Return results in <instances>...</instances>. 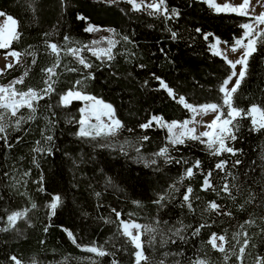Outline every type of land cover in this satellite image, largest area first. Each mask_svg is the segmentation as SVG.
I'll return each instance as SVG.
<instances>
[{"label": "trees", "instance_id": "trees-1", "mask_svg": "<svg viewBox=\"0 0 264 264\" xmlns=\"http://www.w3.org/2000/svg\"><path fill=\"white\" fill-rule=\"evenodd\" d=\"M167 6L179 10L178 19L149 15L150 9L134 10L122 0H0V11L17 21L18 38L9 49L19 52L21 59L0 74V84L23 77L17 90L40 92L47 87L45 69L56 63L49 43L63 46L67 36L69 48H93L92 34L85 31L89 25L112 28L118 36L112 60L98 59L88 49L80 53L91 68L61 51L57 75L52 78L54 91L39 101L36 118L19 130L8 129L10 148L0 140V264H14L13 256L21 264H136L135 248L121 234L112 209L121 213V220L156 229H141L148 260L140 264H160L161 260L191 264L198 259L205 264H241L237 257L245 231L248 247L243 264H255L257 256L264 257V129L251 130V117L242 115L234 122L239 126L237 140L227 141L242 152L213 155V149L198 139L186 138L183 144L173 145L155 122L146 130L140 127L153 116L182 121L192 115L155 77L193 106L222 102L220 89L230 66L211 52L210 43L219 37L232 44L248 18L217 13L202 0H167ZM205 33L213 35L205 40ZM260 39L264 36L258 38L245 79L232 96L233 107L245 112L252 105L264 108V44ZM73 88L112 105L123 125L113 142L104 136L77 135L81 102L60 104L61 95ZM29 114L27 107L17 113ZM46 135L53 136L47 145L51 155L34 151L37 141L46 145ZM145 136L147 140L142 139ZM164 148L170 159L156 155ZM152 160L156 163L151 164ZM236 160L240 164L233 166ZM196 161L199 168L194 167ZM221 161L228 162L223 171L216 168ZM188 168L193 169L191 177L186 175ZM209 172L213 187L204 190ZM228 172L232 175L227 176ZM226 180L232 196L221 191ZM189 187L191 209L183 200ZM250 194L255 199L245 203ZM56 195L62 203L52 215L49 204ZM160 196L166 199L157 203ZM211 202L223 206L219 214L208 207ZM17 212L25 215L10 225L7 217ZM200 225L205 227L193 235ZM178 228H183L184 240L173 236ZM213 233L225 236L224 253L209 243ZM92 246L109 255L86 250Z\"/></svg>", "mask_w": 264, "mask_h": 264}, {"label": "snow or ice", "instance_id": "snow-or-ice-1", "mask_svg": "<svg viewBox=\"0 0 264 264\" xmlns=\"http://www.w3.org/2000/svg\"><path fill=\"white\" fill-rule=\"evenodd\" d=\"M129 3L133 5L134 10H140L142 7H145L147 9H150L149 15H161L165 19L172 20V19H178L181 13L178 9L172 8L169 9L167 6V0H151V3L144 4L143 0H141V3H136L135 0H128ZM205 3H208L209 7L213 8L217 13L223 12V11H231L235 12L239 15L246 16L248 15L246 8L249 4V0H243V3L239 6H230L229 4H224L223 6L218 5L215 3V0H204ZM6 14L2 11H0V16H5ZM78 19H85V17H78ZM257 24H264V15L257 18ZM11 24L12 26L17 25V21L11 16H6V22L4 25V29H0V48H4L8 46V41L3 38V33L7 29L8 24ZM242 28L246 29L244 36L242 38L235 39L234 44L231 46V51L235 52L239 48H243L244 52L242 53L241 57L236 60L235 62L231 60H227V57L223 55V53L217 49V45L221 43V41L216 38L215 42L210 45V49L213 50V53L215 55H220L224 59L227 60V63L230 65L232 71L230 75L223 81V84L221 86L220 91L223 93V104L227 106L229 111L227 112V117L221 120V117L224 116V112L221 110V106L217 104H207L202 106H193L191 104H188L183 96L177 97V94L174 92L173 89L169 88L168 85L160 78L155 77L159 83L160 86L165 89L169 96L173 99L178 98V102L181 103L185 108L190 109L192 113L198 114V113H208V112H216L218 115L216 116L215 120L211 123L207 124L206 127L208 129L217 128L218 134L215 138L205 141L201 139V137H209L210 132L205 131L199 134L197 136L195 134L196 129L195 127L189 128L188 125L190 121H184L182 123L180 122H173L171 124H166L162 121L161 118L153 116L147 123L142 124L140 127L142 129H148L152 126L153 122L158 123L161 127H168V130L170 133H172V130L180 127L182 131L179 134L173 133V135L170 137V142L175 144H183L185 138L190 139H201V143H207L208 147L213 149V155H220L224 152L230 153L232 155H236L238 152H242V149H235L232 146H229L226 141H235L237 140L236 132L239 131V126L234 125L233 121L237 117L246 116L251 117V124L253 131H260L261 129H264V108H261L258 105H252L247 112H245L243 109L235 108L232 106V96L237 91V89L240 87L241 82L245 79V76L247 74L248 69V60L253 55V53L256 51L255 45L257 44V40L259 37L264 36V30H261L260 32L256 33V38H253V24L246 23L241 25ZM98 29L94 27H88L85 29V31L92 32L97 31ZM110 32H115L114 29H108ZM197 32H200L201 30L199 28L196 29ZM172 38H176V33H171ZM209 35H213L211 33H205L203 34V38L205 40L208 39ZM18 38V36H17ZM247 39L248 42L244 43V40ZM65 45L58 46L56 43H49L47 46L50 49L51 53L56 56V63L47 69H45V72L47 74V79L45 80V84L47 85L46 88L42 89L40 92H37L33 89H28L27 91L17 90L15 85L23 83V77H21L18 80L13 81L11 84L7 86H0V140H3L5 142V145L7 147H11L10 144L7 143V131L9 128H14L16 130H19L21 125L23 123H27L29 120H34L37 108L39 106V101L43 100L47 95H49L53 89V80L52 78L57 75L56 68L59 67V61H60V54L61 51H63L65 54H70L73 57L77 58L79 63L82 64L85 68H91V64L88 63L81 55L80 53L84 51L85 49H88L89 51H92L93 55H96L98 59H100L102 56H106L108 60L113 59L112 55V48L115 47L117 41L108 40L109 47L106 49H92L88 45H84L83 48H76V47H67V42L69 38L67 36L64 37ZM124 40H128L127 37H124ZM94 45L100 43L99 41H93ZM225 45H227V41L224 42ZM260 43L264 44V39H260ZM161 52H163V49H161ZM13 57H19L20 53L18 52H11L9 53ZM35 63V61H33ZM241 65V71L237 73L235 71L237 65ZM11 67V65H9ZM72 71H76V69H71ZM24 75H27V72L24 73ZM233 77H236V83L232 86L231 89L228 88V84L232 81ZM77 85H79V81L76 82ZM147 83V82H145ZM73 99H79L84 101H92V104L90 105V108L94 111L96 106L101 104V101L96 100L95 97L84 95L82 92L73 89H69L64 95L60 97V104L63 107L69 106L71 101ZM27 107L29 109L30 114L28 116L20 115L18 116L17 113L19 112L20 108ZM103 109L105 110L102 114L108 117L109 123L103 124L101 121V124H103V127L107 129L106 132H102L99 126L94 125H88L85 127L86 121L85 119H81L78 123L81 125L80 130L78 131L77 135L80 137H91L92 139H96L97 137L101 135L106 136H114L116 134V131L121 128L123 125L121 122L117 119H115V110L112 108L109 104H103ZM85 109H81V112L83 113ZM193 116V119H194ZM15 118V119H13ZM96 119L100 121V115H96ZM219 122V123H218ZM49 124H51V121H49ZM232 126L231 128L229 126ZM131 131V129H129ZM143 140H147L148 137L145 136L142 138ZM44 140L46 141L45 146H40L41 142L37 141V147L34 149L36 153L39 154H48L51 155V148L47 147V145H50L53 141L52 135H46L44 136ZM139 151V149H137ZM168 149L164 148L160 152L156 153L157 156L164 157L165 159H170V157L167 155ZM151 164H155L156 161L152 160L150 162ZM227 161H221L217 163L216 168L220 169L221 171L224 170L225 166L227 165ZM240 160H236L234 162L233 166L239 165ZM146 166H150L146 164ZM200 162L196 161L194 167L199 168ZM186 175L188 177H191L193 175V169L188 168L186 170ZM212 173H207V176L204 180V190H207L208 188H212V184L210 183L209 178L211 177ZM227 176H231V172H228L226 174ZM235 179V177H233ZM175 188V185H173ZM233 188L235 185L232 186ZM213 191L215 189L213 188ZM222 192L227 193L229 196H232V189L229 187V184L227 180L222 186L221 189ZM192 192V189L189 187L186 190V193L183 196V200L187 202V206L191 209V202H190V194ZM99 195V193H97ZM235 199V197H232ZM165 196H160L159 200H157V203H162L165 200ZM255 199V194H250L249 199L245 201V203H249L252 200ZM62 203L61 197L59 195H56L53 197V202L49 204V208L51 209V214L55 215V211L57 207ZM33 207L35 205L33 204ZM211 210L217 211L219 214V210L222 205H219L215 202H211L208 206ZM243 207V205H241ZM112 211L115 213L117 220H119L122 232L121 234L128 237L129 240L134 244L135 248L137 249L135 253L136 257V264H140L141 261H147L148 257H146L143 253V243L141 241V233L140 230L143 228L145 232H155L156 229L148 226H142L139 224H136L135 222H125L120 219L121 213L117 212L116 209H112ZM224 215H231L230 212L223 213ZM25 215L23 212H17L9 215L7 217V220L10 225H14L15 221L18 218H21ZM246 223H254V221H247ZM205 227V225H200L199 228H197L193 235H196L199 233L200 228ZM241 228H243V225H241ZM131 229H136L137 233L134 235ZM47 230V229H46ZM183 232V228H178L175 231H173V236H178L181 240H184V236L181 235ZM245 237L243 245L239 249L238 259L241 260V264H243V256L245 253V249L248 247V239H247V232L242 233ZM70 237L73 239V243H75V237L72 235L71 232L68 233ZM155 237H153V240ZM219 240L223 243L217 245L216 241ZM175 240H172V243H175ZM226 239L224 235L217 236L215 233L211 235V238L209 240V243L212 245L213 248H216L221 253L225 252L224 243H226ZM87 251L91 253H95L98 256H105L109 255L108 252L103 250L102 248H97L95 246L88 247L86 249ZM236 254V253H233ZM168 253H165V256H168ZM172 255H182V253H172ZM225 260H227L229 257L226 254ZM12 261H14V264H21V262L15 257L10 258ZM113 264H115V261H113ZM160 264H164V261L161 260ZM176 264H180V262L177 260ZM191 264H205V261L203 260H195L192 261ZM255 264H264V257L257 256L255 259Z\"/></svg>", "mask_w": 264, "mask_h": 264}, {"label": "rangeland", "instance_id": "rangeland-1", "mask_svg": "<svg viewBox=\"0 0 264 264\" xmlns=\"http://www.w3.org/2000/svg\"><path fill=\"white\" fill-rule=\"evenodd\" d=\"M107 1L113 2V1H118V0H107ZM122 1L128 2V0H122ZM202 1H204V0H202ZM135 2L136 3H141V0H135ZM143 3L144 4L151 3V0H143ZM215 3L218 4V5H221V6H223L224 4H229L230 6H239V5H241L243 3V0H215ZM206 4H208V3H206ZM130 5L133 8V5L131 3H130ZM141 9H147V8L142 7ZM246 11H247L248 15H246L245 17H247L248 20L245 21L244 24H246V23L253 24V28H254L253 38H256V33L260 32L261 30H264V24H257V22H256L258 17L264 15V0H249V4H248V6L246 8ZM223 12H231V11H227L226 10V11H223ZM233 13H235V12H233ZM6 16H7V14L5 16H0V29H4V25H5V22H6ZM90 26L98 29L97 31L90 32L92 34L91 42H93V41H99L100 42V43L95 44V45L92 43L93 44V48L92 49H96V50L106 49V48L109 47V45H108V40L109 39L113 40V41H117L118 40V36L116 35L115 32L108 31V29H112V28L98 27V26H95V25H89L88 27H90ZM245 31H246V29L243 28L241 35L239 37H237L236 39L242 38L244 36ZM3 38L8 41V46H6L4 48H0V74L5 73L9 68L13 67V65H15L17 62H19L21 60L20 56L19 57H13V56H11L9 54V53L15 51L13 49H9V47H10L12 41L17 38V25L16 26H12L9 23L7 29L3 33ZM216 38H218L221 41V43L219 45H217V49H219L223 53V55L227 57V60H231V61L235 62L236 60H238L241 57L242 53L244 52L243 48H239L235 52L231 51V46L234 44L235 40H234V42L232 44L225 45V43H224L225 41H223L219 37H214V39L210 43V45L215 42ZM247 42H248V40L245 39L244 43H247ZM15 52H17V51H15ZM211 52L213 53V50H211ZM218 56H220V55H218ZM220 57L223 58L222 56H220ZM224 60L227 63V60L226 59H224ZM9 65H11V67H9ZM241 68H242V66L238 64L236 66L235 71L237 73H239L241 71ZM231 71H232V69L230 67V73H231ZM20 78L21 77H15L13 79H10L7 82H3L2 84H0V86H7V85L11 84L13 81L18 80ZM235 83H236V77H233L232 81L228 84V88L231 89L232 86ZM64 94H62V95H64ZM84 95L92 96V95H89V94H84ZM92 97H94V96H92ZM95 98H96V100L101 101L102 103L97 105L94 111L90 108V105L92 104V101H84V100H79V99H73V100H79L81 102L80 120L81 119H85V121H86L85 127H87L88 125L99 126L102 132H106L107 129H105L103 127V124H107V123H109V121H108V117L102 114L105 111L103 109V104H109V105H111V104L101 100L100 98H97V97H95ZM207 104H217V105L221 106V110L224 112V116L221 117V120H223L224 118L227 117V112L229 111V109L227 108V106H225L223 104V100L220 103H204V104L197 105V106H202V105H207ZM82 108L85 109V111L83 113L81 112ZM96 115H100V121H98L96 119ZM217 115H218V113H216V112H208L206 114L205 113H198V114H195V116L192 113L190 118L184 119L182 121H167V120H163V119H162V121L165 122L166 124H171L173 122L182 123L184 121H190L188 127L189 128L195 127V129H196L195 134L197 136H199L200 133L205 132V131H209L210 132V136L209 137H201V139H203L205 141H209V140H211V139H213V138H215L217 136L218 130H217V128L208 129L206 127V125L211 123L212 121H214ZM193 116H194V119H193ZM237 118H239V117H237ZM115 119H117L116 116H115ZM236 119L233 121V124L236 121ZM101 121L103 122V124H101ZM80 127H81V125L79 124L78 131L80 130ZM229 127L231 128L232 126L230 125ZM162 128L164 129V131L166 133V136L169 139L173 135V133L179 134L182 131V129L180 127H177V128L172 130V133H170L169 130H168V127L165 126V127H162ZM101 136H104L106 138L107 142H109V141L113 142L117 138V131H116V134L114 136H106V135H101ZM101 136H99V137H101ZM201 139H198V140L201 141ZM226 143H227V141H226ZM205 144H207V143H205ZM123 221H125V222H135L136 224L140 225L139 222L134 221V220H123ZM120 228H121V225H120ZM131 231L133 232L134 235L137 233L136 229H131ZM140 233H141V230H140ZM216 243H217V245H219V244H221L223 242L217 240ZM133 246H134V244H133ZM134 248H135V246H134ZM136 251H137V249L135 248V251H134V259H135V261H136V257H135Z\"/></svg>", "mask_w": 264, "mask_h": 264}]
</instances>
